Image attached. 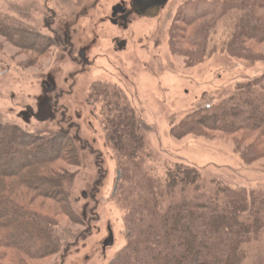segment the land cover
Listing matches in <instances>:
<instances>
[{
    "label": "rangeland",
    "instance_id": "rangeland-1",
    "mask_svg": "<svg viewBox=\"0 0 264 264\" xmlns=\"http://www.w3.org/2000/svg\"><path fill=\"white\" fill-rule=\"evenodd\" d=\"M185 1L168 0L155 19L135 22L142 40L131 39L126 51L117 52L110 38L101 37L90 52V62L82 65L69 59L53 38L34 30L32 25L37 26L40 20L35 11L42 6L33 4L34 0H0V122L37 136L66 134L81 158L79 167L64 159L54 164L59 174L73 177L70 204L80 218L79 224L60 212L56 200L63 197V187L34 182L35 192L20 190L28 198L34 197L35 209L56 220L63 243L58 255L27 259L28 264H113L129 241L126 216L131 210L130 198L121 188L117 153L107 141L103 106L91 95L95 84L119 89L134 110L144 134V170L152 177L163 179L169 168L183 164L199 169L209 193L216 189L213 180L233 189L264 191V156L252 163L243 158L255 138L244 140L241 134L229 136L218 130L178 138L173 134V128L189 114L222 103L239 84L260 80L255 89L264 99V46L246 43L251 53L242 58L225 50L230 17L221 19L210 33L206 50L195 43L185 44L180 52L173 49L172 33L184 26L181 19ZM187 17L192 20L194 16ZM4 19L12 23H4ZM45 81L53 86L49 94ZM46 99L52 114L42 121L37 116V105ZM6 135V131L0 132V139ZM7 142L0 148L14 147L12 141ZM58 142H17L15 147L34 152L26 156L31 163L37 159H62L63 143ZM56 144L59 146L54 148ZM6 165L5 160H0V170ZM125 186L128 192L130 186ZM2 219L7 231L29 237L16 222L7 224V219ZM111 236L113 245L105 247ZM246 250L244 264H264V235Z\"/></svg>",
    "mask_w": 264,
    "mask_h": 264
},
{
    "label": "trees",
    "instance_id": "trees-1",
    "mask_svg": "<svg viewBox=\"0 0 264 264\" xmlns=\"http://www.w3.org/2000/svg\"><path fill=\"white\" fill-rule=\"evenodd\" d=\"M182 7L184 26L172 33L176 52L182 51L185 44L193 43L206 50L210 33L227 17L232 22L225 50L242 58L251 53L246 43L264 46V0H187ZM188 15L194 16L192 20H188ZM4 20V23H12ZM199 23L203 25L196 28ZM36 37L45 44L42 37ZM259 81L239 84L222 103L189 114L173 128V134L177 138L190 133L202 134L205 130H218L229 136L241 134L244 140L256 139L243 154L246 162L263 158L264 99L255 89ZM91 95L103 106L102 122L107 141L117 153L122 171L121 188L131 204L126 216L129 241L113 264H244L246 247L264 235V191L233 189L213 180L216 189L209 193L199 169L183 164L169 168L163 179L152 177L144 170V134L124 94L109 84L99 83L93 86ZM255 114L261 115L256 117ZM247 120L251 123L245 122ZM2 131L7 135L0 139L1 146L9 140L14 147L18 143L32 142L47 145L52 140L60 142L62 138L63 155L62 159H37L28 163L26 156L34 152L25 148H0V160L7 162L6 169L0 170V263L28 264L27 259L41 260L58 255L63 248L58 223L35 209L34 197L30 199L20 190L35 192L34 182L63 187V197L55 199L60 212L79 224L80 218L70 204L73 177L62 176L54 168V164L63 159L79 167V149L66 134L37 136L0 122ZM53 155L51 151L50 156ZM13 171L18 173L13 174ZM124 184H129L128 192ZM4 217L7 224L11 221L23 227L29 237L7 231Z\"/></svg>",
    "mask_w": 264,
    "mask_h": 264
},
{
    "label": "flooded vegetation",
    "instance_id": "flooded-vegetation-1",
    "mask_svg": "<svg viewBox=\"0 0 264 264\" xmlns=\"http://www.w3.org/2000/svg\"><path fill=\"white\" fill-rule=\"evenodd\" d=\"M34 1L31 0L33 4L42 6L35 11L39 13L40 20L37 26L32 25L36 28L34 30L53 38L69 59L82 65L90 62V52L101 37L110 38L113 49L117 52L126 51L131 39L138 38L141 41L135 22L155 19L168 3V0ZM87 37L92 40L88 41ZM44 84L49 94L53 86L47 81ZM51 108L48 99L38 104V119L41 120L46 115L51 117ZM30 113L35 112L31 109Z\"/></svg>",
    "mask_w": 264,
    "mask_h": 264
},
{
    "label": "water",
    "instance_id": "water-1",
    "mask_svg": "<svg viewBox=\"0 0 264 264\" xmlns=\"http://www.w3.org/2000/svg\"><path fill=\"white\" fill-rule=\"evenodd\" d=\"M47 118H48V115L44 116L41 120H42V121H45ZM113 242H114V240H113V236H111L110 238H108V239L106 240V242H105L104 245H105V247L112 246V245H113Z\"/></svg>",
    "mask_w": 264,
    "mask_h": 264
},
{
    "label": "bare ground",
    "instance_id": "bare-ground-1",
    "mask_svg": "<svg viewBox=\"0 0 264 264\" xmlns=\"http://www.w3.org/2000/svg\"><path fill=\"white\" fill-rule=\"evenodd\" d=\"M18 157V156H17ZM18 160V163H19V161H21L19 158L17 159Z\"/></svg>",
    "mask_w": 264,
    "mask_h": 264
}]
</instances>
